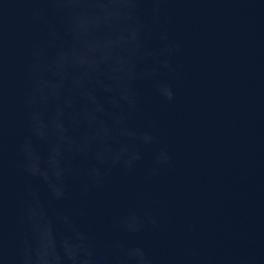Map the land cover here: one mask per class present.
<instances>
[{
    "label": "water",
    "instance_id": "95a60500",
    "mask_svg": "<svg viewBox=\"0 0 264 264\" xmlns=\"http://www.w3.org/2000/svg\"><path fill=\"white\" fill-rule=\"evenodd\" d=\"M0 264H264V0H0Z\"/></svg>",
    "mask_w": 264,
    "mask_h": 264
}]
</instances>
